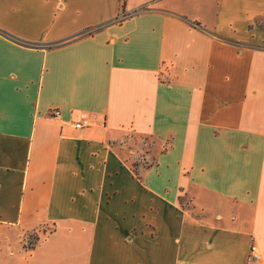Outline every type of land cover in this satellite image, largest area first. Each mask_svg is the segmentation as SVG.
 <instances>
[{
    "label": "crops",
    "instance_id": "0c3cea01",
    "mask_svg": "<svg viewBox=\"0 0 264 264\" xmlns=\"http://www.w3.org/2000/svg\"><path fill=\"white\" fill-rule=\"evenodd\" d=\"M0 264H264V0H0Z\"/></svg>",
    "mask_w": 264,
    "mask_h": 264
},
{
    "label": "built area",
    "instance_id": "2783aa9c",
    "mask_svg": "<svg viewBox=\"0 0 264 264\" xmlns=\"http://www.w3.org/2000/svg\"><path fill=\"white\" fill-rule=\"evenodd\" d=\"M127 15L122 14L120 19H124ZM92 126V121L90 119H82L78 122L73 123V127L75 129H83V128H88ZM249 257L251 260H258L260 255L259 251L256 246L251 245L250 250H249Z\"/></svg>",
    "mask_w": 264,
    "mask_h": 264
},
{
    "label": "rangeland",
    "instance_id": "374dc122",
    "mask_svg": "<svg viewBox=\"0 0 264 264\" xmlns=\"http://www.w3.org/2000/svg\"><path fill=\"white\" fill-rule=\"evenodd\" d=\"M131 144H132L131 148L135 150L147 151L149 148L153 147V144H155V141L151 138L147 140H143L142 138L136 137L134 138V140H132Z\"/></svg>",
    "mask_w": 264,
    "mask_h": 264
}]
</instances>
